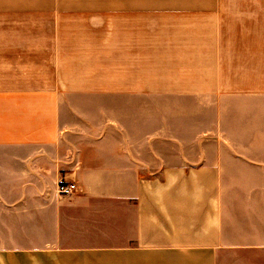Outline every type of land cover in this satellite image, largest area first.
Returning <instances> with one entry per match:
<instances>
[{"label": "crops", "instance_id": "crops-1", "mask_svg": "<svg viewBox=\"0 0 264 264\" xmlns=\"http://www.w3.org/2000/svg\"><path fill=\"white\" fill-rule=\"evenodd\" d=\"M0 264H264V0L0 2Z\"/></svg>", "mask_w": 264, "mask_h": 264}, {"label": "built area", "instance_id": "built-area-1", "mask_svg": "<svg viewBox=\"0 0 264 264\" xmlns=\"http://www.w3.org/2000/svg\"><path fill=\"white\" fill-rule=\"evenodd\" d=\"M77 190V186L74 182L59 181L56 186V191L59 194H71Z\"/></svg>", "mask_w": 264, "mask_h": 264}, {"label": "rangeland", "instance_id": "rangeland-1", "mask_svg": "<svg viewBox=\"0 0 264 264\" xmlns=\"http://www.w3.org/2000/svg\"><path fill=\"white\" fill-rule=\"evenodd\" d=\"M4 1H13V2L29 1L32 2L34 6H37V4L41 5L45 2H50L53 0H0V2H4ZM60 1H88V0H60Z\"/></svg>", "mask_w": 264, "mask_h": 264}]
</instances>
